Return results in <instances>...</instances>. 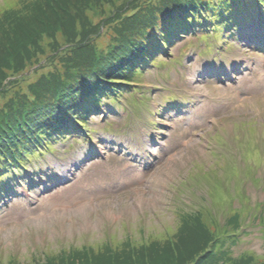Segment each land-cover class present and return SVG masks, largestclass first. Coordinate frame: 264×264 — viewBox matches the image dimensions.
<instances>
[{
    "label": "rangeland",
    "instance_id": "obj_1",
    "mask_svg": "<svg viewBox=\"0 0 264 264\" xmlns=\"http://www.w3.org/2000/svg\"><path fill=\"white\" fill-rule=\"evenodd\" d=\"M121 2L122 0H105L104 3L94 4L88 0H0V87L20 75L29 78L28 83H32L38 60L52 59L57 46L63 49L53 65L61 63L89 65V42L85 41L81 34L87 33L91 37L99 35L93 31L98 32L101 24L112 18L111 10L115 11L118 8L117 4ZM9 10H11L10 16L14 12V19L7 17ZM8 20L14 21V28L6 26ZM14 31L22 38L27 31H31L32 37L27 41V46L19 41L16 42ZM8 36L12 38H6ZM25 38L26 36L23 38L24 41ZM8 39H13L11 42H14L17 55H12V51L4 52L10 42ZM194 59L195 55H185L180 66L169 63L166 67L167 81H161V84H158L160 78L156 77L157 80L148 74L144 81L150 88L156 87L153 92L156 98L161 100L160 90L177 89L183 85L189 87V82L195 72H198V68H203L207 64V61H198L196 65ZM159 73L162 75L161 78H164V71ZM19 89L24 91L25 87L19 86ZM17 90L18 88H15L14 92ZM258 108L259 105L253 104L214 122L208 131L198 135L183 151L176 153L175 157L155 171L145 188L129 189L127 193L118 195L115 199L105 198L85 202L84 207L70 205L71 200L67 198L75 193L73 192L75 184H84L85 179H95L97 176L101 177L103 183H110V178L105 176L107 173L99 172L104 165L101 164L98 169L93 165L91 168L87 166L80 171H74L76 177H70L64 185L48 192L44 201L53 199L63 188L66 189L65 195L56 198L48 208L20 207V209L10 208L0 211V264H40L46 253L54 255V260L46 264H65L59 259L61 250L72 247L79 249L83 242L89 243L96 250L106 249L103 242L105 230L109 231V237L114 245L121 249L132 243L134 238L136 240L140 232L150 236L152 240L163 241L171 233L176 234L186 227H192L190 217L176 215L179 213L177 209L184 208L187 203H191L190 210L208 205L205 195L209 197V188H206L204 179L199 181L201 187H196L198 190L194 192L190 190L189 185L192 175L197 171L210 168L215 160H229L228 157L219 156L225 153L224 149H219V146L235 145L237 149L239 143L246 145L251 151V163L256 166L261 165L253 168L242 159L230 174L224 172L226 183L222 186L225 187H217L213 192L218 202L216 207L223 206L229 197L230 204L235 206L239 205L240 200L242 203L264 202V159L254 157L260 155L259 151H254L255 145H264V123L261 124L264 121V109ZM249 117L254 118L255 123H246L243 127L236 125ZM172 120L173 125L172 123L171 125L176 127V137H183L191 128L184 125L192 123L188 117ZM134 122L145 124L138 132L147 128L146 138H149L151 129L146 125L144 114L140 110L132 111L130 118L121 121V123ZM219 124L223 125L222 129L218 128ZM225 128L228 133L224 132ZM215 130H218V133H215ZM144 138L136 134L125 144L135 148ZM262 152L264 154V150ZM55 154L57 153L53 155ZM53 159L54 157L51 156L45 163H50L51 167H59L60 162ZM254 175L259 180L252 181ZM180 177L181 181H179ZM105 178L109 180L105 181ZM51 183L47 181L45 185ZM171 184H174V191L170 188ZM21 190L25 191L24 188ZM173 193L179 195L174 203L171 198ZM241 194L245 196L243 200ZM124 195L128 197L119 198ZM104 225L108 227L105 229ZM89 228L95 232H103L97 236L95 233H90ZM125 233H128V238ZM250 238L256 239L246 244L247 249L256 254L262 253L258 259L263 261L264 236H250ZM250 263V260L243 259L236 264Z\"/></svg>",
    "mask_w": 264,
    "mask_h": 264
},
{
    "label": "trees",
    "instance_id": "obj_2",
    "mask_svg": "<svg viewBox=\"0 0 264 264\" xmlns=\"http://www.w3.org/2000/svg\"><path fill=\"white\" fill-rule=\"evenodd\" d=\"M10 14H11V10H9V13H7V17L11 18V16L14 15V12H12L11 16ZM12 21L13 20H8L9 24H6V26L9 28L11 27L14 28V21L13 22ZM25 36L26 38L24 41L23 38ZM24 37L22 38L21 36L16 34V42L19 41L20 43L24 44V46H27V41L31 39L32 37L31 31H27L24 34ZM6 38H12V37L8 36ZM8 40H10V42L7 44L4 50L5 53H6V50L9 53L12 50H14V42H11V40L13 39H8ZM17 53L18 51L14 50V55H17ZM5 57H8V56L5 55ZM0 59H1V55H0ZM8 117L14 118L13 113L11 112ZM8 127H10L9 122L4 124V127L1 130V131H6L5 135H1V132H0L1 146L6 144L7 142V140H5L6 138L12 139L11 134L6 130ZM1 146H0V152L4 151ZM5 152H9V151L5 150ZM212 230L214 231L212 233H216L214 240L219 239V242L213 243V246L211 244L212 238L207 237L206 233H202V232L194 233V234H190L188 237H186L179 243L166 247L167 250H164L160 253H153L154 250L151 248L144 249L138 254V256H135V259H132V257H130L132 262L130 263L125 262L122 264H199V260H197L196 257L204 252H207V253L211 252V254H209V256L206 259H204L205 262H208L209 259L214 258V253H219V252H216L217 248L221 244L222 238L226 236V235H219V232H222L223 230H221L218 225L217 226L214 225ZM212 247H213V252L211 249ZM133 254H135V252H133ZM220 256L216 259V261L218 262L220 261L223 264H230L234 260L231 254L229 253L225 254L224 257H220ZM213 260L211 261V263H205V264H215ZM80 262L81 264H89V260L87 258H83V260H81ZM98 262L101 264H109V260L103 261L101 259H98ZM113 264H118V262H113Z\"/></svg>",
    "mask_w": 264,
    "mask_h": 264
},
{
    "label": "bare ground",
    "instance_id": "obj_3",
    "mask_svg": "<svg viewBox=\"0 0 264 264\" xmlns=\"http://www.w3.org/2000/svg\"><path fill=\"white\" fill-rule=\"evenodd\" d=\"M188 107H189V110H190V113H192V111L194 110V107L192 106V105H188ZM59 111L61 110V109H58ZM189 113V114H190ZM16 164V163H15Z\"/></svg>",
    "mask_w": 264,
    "mask_h": 264
}]
</instances>
